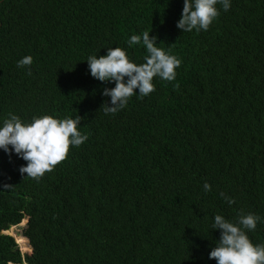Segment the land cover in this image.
I'll return each instance as SVG.
<instances>
[{
  "label": "trees",
  "instance_id": "1",
  "mask_svg": "<svg viewBox=\"0 0 264 264\" xmlns=\"http://www.w3.org/2000/svg\"><path fill=\"white\" fill-rule=\"evenodd\" d=\"M217 7L207 31L182 32L183 0H0V123L79 116L87 136L39 178L0 150V264H216L215 214L260 216L247 234L264 244V0ZM144 31L181 60L176 78L106 115L114 82L86 59L120 47L141 64L127 41ZM24 217L30 254L3 233Z\"/></svg>",
  "mask_w": 264,
  "mask_h": 264
},
{
  "label": "clouds",
  "instance_id": "2",
  "mask_svg": "<svg viewBox=\"0 0 264 264\" xmlns=\"http://www.w3.org/2000/svg\"><path fill=\"white\" fill-rule=\"evenodd\" d=\"M217 5L228 11L231 0H183L176 27L182 32L207 31L220 15ZM149 32L133 34L127 41L128 47L142 45L146 50L147 55L141 64L132 61L127 49L120 47L107 48L105 55L97 56L96 53L86 59L93 78L114 82V87H105L102 92V95L110 97V106L104 104L106 115L125 108L134 95L142 98L153 93L156 90L153 83L155 77L169 82L175 80L181 60L158 47L157 37L150 36ZM32 63L33 58L25 56L17 62V66L23 68ZM80 119L79 116L60 119L43 115L25 123L19 116L10 113L0 123V150L26 161L19 169L22 174L26 173L31 178L42 177L67 158L70 147H78L87 140V136L79 131ZM203 190L211 191V185L205 182ZM220 196L230 206L235 203L234 198L224 193ZM261 220L260 216L252 213L239 215L235 222L215 214L211 229H219L220 238L209 251L208 258L214 259L216 264H264V244H254L247 234L254 231ZM3 233L7 234L6 230Z\"/></svg>",
  "mask_w": 264,
  "mask_h": 264
},
{
  "label": "rangeland",
  "instance_id": "3",
  "mask_svg": "<svg viewBox=\"0 0 264 264\" xmlns=\"http://www.w3.org/2000/svg\"><path fill=\"white\" fill-rule=\"evenodd\" d=\"M21 222H22V219L20 220V223H18L15 226H12L11 228H9V232H6V233L9 234V235H11L14 238L15 243H16V245H17V247H18V249L20 250L21 253H28V254H30V252H31V246H30L29 242L27 241V243H25L26 245H22L21 243H19L16 240V238L14 236V234L15 235H22V230H23V228L25 226L26 219H25L24 224H21Z\"/></svg>",
  "mask_w": 264,
  "mask_h": 264
},
{
  "label": "water",
  "instance_id": "4",
  "mask_svg": "<svg viewBox=\"0 0 264 264\" xmlns=\"http://www.w3.org/2000/svg\"><path fill=\"white\" fill-rule=\"evenodd\" d=\"M26 221H27V219H26ZM26 223V222H25ZM26 238V237H25ZM27 239V238H26ZM27 241H28V239H27Z\"/></svg>",
  "mask_w": 264,
  "mask_h": 264
},
{
  "label": "bare ground",
  "instance_id": "5",
  "mask_svg": "<svg viewBox=\"0 0 264 264\" xmlns=\"http://www.w3.org/2000/svg\"><path fill=\"white\" fill-rule=\"evenodd\" d=\"M6 232H9V230H7Z\"/></svg>",
  "mask_w": 264,
  "mask_h": 264
}]
</instances>
